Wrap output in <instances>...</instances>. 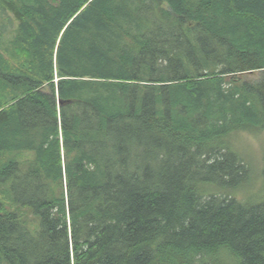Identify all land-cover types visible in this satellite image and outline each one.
<instances>
[{
  "label": "trees",
  "instance_id": "16d2710c",
  "mask_svg": "<svg viewBox=\"0 0 264 264\" xmlns=\"http://www.w3.org/2000/svg\"><path fill=\"white\" fill-rule=\"evenodd\" d=\"M261 131L264 0H0V264H264Z\"/></svg>",
  "mask_w": 264,
  "mask_h": 264
},
{
  "label": "rangeland",
  "instance_id": "374dc122",
  "mask_svg": "<svg viewBox=\"0 0 264 264\" xmlns=\"http://www.w3.org/2000/svg\"><path fill=\"white\" fill-rule=\"evenodd\" d=\"M13 26H16V21ZM234 145L247 160L251 161L252 169L256 174L254 183L248 186L244 193L236 196L264 199V131L257 134L242 133L234 140Z\"/></svg>",
  "mask_w": 264,
  "mask_h": 264
}]
</instances>
